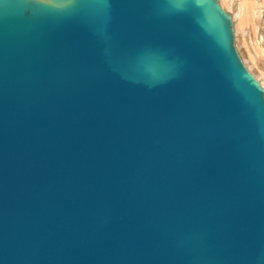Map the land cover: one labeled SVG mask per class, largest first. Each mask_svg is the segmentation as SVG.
<instances>
[{"label":"water","instance_id":"95a60500","mask_svg":"<svg viewBox=\"0 0 264 264\" xmlns=\"http://www.w3.org/2000/svg\"><path fill=\"white\" fill-rule=\"evenodd\" d=\"M0 264H264V88L220 0H0Z\"/></svg>","mask_w":264,"mask_h":264},{"label":"bare ground","instance_id":"6f19581e","mask_svg":"<svg viewBox=\"0 0 264 264\" xmlns=\"http://www.w3.org/2000/svg\"><path fill=\"white\" fill-rule=\"evenodd\" d=\"M234 23L242 61L264 86V0H220ZM246 66V68H247Z\"/></svg>","mask_w":264,"mask_h":264},{"label":"rangeland","instance_id":"374dc122","mask_svg":"<svg viewBox=\"0 0 264 264\" xmlns=\"http://www.w3.org/2000/svg\"><path fill=\"white\" fill-rule=\"evenodd\" d=\"M220 6H221V4H220ZM224 10L226 9L224 6H221ZM226 11V10H225ZM247 66V65H246ZM249 67L247 66V69H248ZM248 71H250L249 69H248ZM253 75H254V72L253 71H250ZM255 76V75H254ZM256 77V76H255ZM264 87V86H263Z\"/></svg>","mask_w":264,"mask_h":264}]
</instances>
